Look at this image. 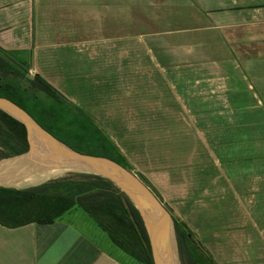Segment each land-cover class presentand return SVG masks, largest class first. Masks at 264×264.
Returning a JSON list of instances; mask_svg holds the SVG:
<instances>
[{
    "label": "rangeland",
    "instance_id": "1",
    "mask_svg": "<svg viewBox=\"0 0 264 264\" xmlns=\"http://www.w3.org/2000/svg\"><path fill=\"white\" fill-rule=\"evenodd\" d=\"M193 16L181 0H34L28 76L113 137L128 171L179 226L195 264H264V23L226 31L241 38L228 56L214 49L213 33L184 35L199 26ZM50 124L65 125L62 116ZM22 158L0 160V176L11 182L0 187L68 175L43 177L36 164L20 168ZM63 218L85 224L77 210ZM170 237L181 264L172 229Z\"/></svg>",
    "mask_w": 264,
    "mask_h": 264
},
{
    "label": "trees",
    "instance_id": "2",
    "mask_svg": "<svg viewBox=\"0 0 264 264\" xmlns=\"http://www.w3.org/2000/svg\"><path fill=\"white\" fill-rule=\"evenodd\" d=\"M30 63L31 57L27 52L0 50V97L21 107L69 148L109 158L131 170L128 157L93 117L41 77L28 76ZM59 116L63 117L64 127L50 124ZM121 146L125 148L124 144ZM28 149L25 126L0 111V160L9 156H25L23 154ZM75 210L86 215L113 247L133 261L130 264H152L139 213L129 198L108 179L86 171H70L63 178L30 188L0 187V225L7 228L31 223L51 224ZM171 226L173 233L176 232L174 242L181 264H195L186 237L174 220ZM182 226L190 235L187 226L184 223Z\"/></svg>",
    "mask_w": 264,
    "mask_h": 264
},
{
    "label": "crops",
    "instance_id": "3",
    "mask_svg": "<svg viewBox=\"0 0 264 264\" xmlns=\"http://www.w3.org/2000/svg\"><path fill=\"white\" fill-rule=\"evenodd\" d=\"M181 1L199 24L184 30V35L201 38L213 33L219 40L214 49L221 55L229 56V46H239L241 42V38L226 31L264 23V0ZM33 47L34 0H0V50L27 52L32 59ZM228 60L235 64L233 58ZM82 216L84 225L64 218L51 224L31 223L18 228L0 225V264H130L109 249L112 245L106 236L86 215Z\"/></svg>",
    "mask_w": 264,
    "mask_h": 264
},
{
    "label": "water",
    "instance_id": "4",
    "mask_svg": "<svg viewBox=\"0 0 264 264\" xmlns=\"http://www.w3.org/2000/svg\"><path fill=\"white\" fill-rule=\"evenodd\" d=\"M0 111L25 126L29 149L23 155L33 152L35 157L31 162L38 165L42 171H86L106 178L116 185L139 213L147 235L152 264H165V250L170 254L168 263L173 264L170 216L148 185L109 158L83 154L69 148L42 128L25 110L6 98L0 97ZM157 219L162 222L161 242L155 226Z\"/></svg>",
    "mask_w": 264,
    "mask_h": 264
},
{
    "label": "bare ground",
    "instance_id": "5",
    "mask_svg": "<svg viewBox=\"0 0 264 264\" xmlns=\"http://www.w3.org/2000/svg\"><path fill=\"white\" fill-rule=\"evenodd\" d=\"M26 156H35L34 154H29V155H26ZM22 157H24V156H22ZM33 160V159H32ZM9 161V160H8ZM11 161V160H10ZM2 164V162H0V165ZM34 166L35 164L34 163H32L31 162V159L30 160H27V161H21V167L20 168H22V167H24V166ZM0 168H1V166H0ZM16 168V167H15ZM32 169V168H31ZM37 169V171L38 172H40V171H42L41 169H40V167H37L36 168ZM47 172L45 173V174H43L42 176L43 177H52V176H56V175H60V174H62L63 172H61V171H58V170H55V169H50V170H46ZM26 177V176H25ZM25 177H20V178H16V179H14L13 178V181L14 182H16V181H22ZM34 179L33 178H31V180H30V178L27 180V182H32ZM0 182H2V183H4V184H9V183H11L10 182V180L7 178V176H0ZM155 226L157 227L156 228V230H157V233H158V238H159V240H160V242H161V240L163 239V233H162V222H160L159 221V219H157L156 220V222H155ZM174 230V229H173ZM175 234H176V232H174ZM176 238V237H175ZM178 238V237H177ZM179 243V242H178ZM165 249H166V247H165ZM174 250V249H173ZM178 251H179V248H178ZM164 253H166L165 254V258H164V263L166 264V262H167V264H169L168 263V259H169V256H170V254L168 255L167 253V250H165V252ZM178 254V253H177ZM167 255V256H166ZM175 260V255L174 256H172V263L173 264H175V262H176V260ZM181 263V262H180Z\"/></svg>",
    "mask_w": 264,
    "mask_h": 264
}]
</instances>
